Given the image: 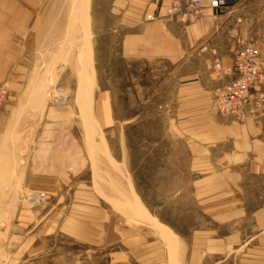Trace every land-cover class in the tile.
Instances as JSON below:
<instances>
[{"label":"rangeland","instance_id":"rangeland-1","mask_svg":"<svg viewBox=\"0 0 264 264\" xmlns=\"http://www.w3.org/2000/svg\"><path fill=\"white\" fill-rule=\"evenodd\" d=\"M74 1H37L20 91L14 93L8 79L0 83V264H108L120 258L189 264L194 236L210 226L190 146L173 128L177 69L160 60L125 58L117 1L85 0L95 72L82 96L76 50L71 57L62 47L81 34L66 31ZM234 4L257 23L264 0L227 3ZM45 75L50 81L41 82ZM30 82L31 94L23 96ZM60 93L67 100L56 101ZM49 131L69 144H53L42 156ZM131 191L146 215L174 234L173 246L152 223L125 212L120 201ZM28 194L38 198L28 200ZM91 221L102 225L96 243L82 231Z\"/></svg>","mask_w":264,"mask_h":264},{"label":"crops","instance_id":"crops-1","mask_svg":"<svg viewBox=\"0 0 264 264\" xmlns=\"http://www.w3.org/2000/svg\"><path fill=\"white\" fill-rule=\"evenodd\" d=\"M37 1L0 0V83L8 79L14 93L20 91L27 69L21 59ZM116 1L123 56L160 60L177 69L173 128L190 146L198 177L194 183L205 195L202 207L210 226L194 236L188 263L264 264V106L243 122H233L214 103L218 89L233 78L230 69L239 39H253L259 51L263 83L255 89L264 94V5L256 23L246 18L244 7L227 5L230 0L219 10L204 0L198 14L184 16L167 14L173 0ZM53 133H45L42 156L53 144H69ZM82 227L86 240L101 241L100 223Z\"/></svg>","mask_w":264,"mask_h":264},{"label":"built area","instance_id":"built-area-1","mask_svg":"<svg viewBox=\"0 0 264 264\" xmlns=\"http://www.w3.org/2000/svg\"><path fill=\"white\" fill-rule=\"evenodd\" d=\"M204 0H173L167 7V14L187 12L198 14ZM212 8L219 10L226 6V0H211ZM183 5V7H182ZM233 79L226 82L217 95L219 112L235 122H243L247 115H255L264 106V94L255 88L263 83L261 59L256 45L244 39L237 41L234 62L230 69ZM4 87L0 86V99Z\"/></svg>","mask_w":264,"mask_h":264},{"label":"bare ground","instance_id":"bare-ground-1","mask_svg":"<svg viewBox=\"0 0 264 264\" xmlns=\"http://www.w3.org/2000/svg\"><path fill=\"white\" fill-rule=\"evenodd\" d=\"M70 2H71L70 3L71 6V4H73L72 3L73 1ZM85 10H87L85 0L74 1V10H72L73 11L72 17L69 18L70 15L69 13L68 15L69 19L67 18L68 22L66 26V31L67 32L69 31L68 33H72L77 29L78 31L81 32V34L79 35V38L69 39L65 41L62 45V47H64L65 54L67 53L68 56L70 53L71 54L70 56L72 57L73 53H71V51L76 50V52H74L75 54L73 55L74 57L72 60L76 72V78L78 80V90L82 96H85V94L91 89V85L94 79V72H95L92 66V58H91L92 44L90 40L91 35L89 31V17ZM32 80L33 79L31 78L29 81L32 82ZM48 81H50V77L45 75V77H43L41 82H48ZM31 82L30 85L28 84L26 86L25 91L22 94L23 96H27L28 93L29 95L31 94L30 92ZM43 91H44V87L40 86L38 88V94L41 95ZM55 100L65 101L67 99L65 94L60 93L57 96H55ZM91 131L92 130H90L89 132ZM89 148L91 151L95 150L94 145H91ZM106 149H107L106 147L105 148L103 147L101 149L104 154H108ZM37 198H38L37 195L28 194V200L35 201ZM120 202L122 203L123 209L127 214H129V216H136L139 218L141 217L142 219H145L148 222L152 223L156 227V229H158L160 235L166 240L169 246L174 245L175 243L174 234L166 226L164 225L162 226L159 222H157V220L153 218L150 219L146 215L145 210L143 209V205L134 191L129 192V195L125 196L124 200Z\"/></svg>","mask_w":264,"mask_h":264}]
</instances>
